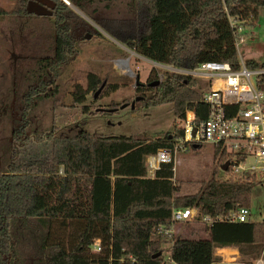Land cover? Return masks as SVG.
<instances>
[{
    "label": "trees",
    "instance_id": "trees-1",
    "mask_svg": "<svg viewBox=\"0 0 264 264\" xmlns=\"http://www.w3.org/2000/svg\"><path fill=\"white\" fill-rule=\"evenodd\" d=\"M27 1L21 0L16 10L29 18L20 23L19 36L27 29V20L41 16L42 21L46 16L27 12ZM54 1L51 26H40L45 30L41 36L49 41L42 59L47 76L23 93L21 115L11 131L14 138L25 132L32 96L48 84L53 87L52 93L56 91L59 65L74 53L77 43L68 21L78 22L80 15L64 0ZM68 1L83 9L85 1L110 6L114 0ZM125 3L133 23H105L106 31L146 58L192 68L205 60H225L237 67L236 41L240 33L228 16L239 22L247 19L257 14L264 0ZM3 13L0 10V19ZM27 45L23 43L26 51ZM245 63L251 68H264V61L248 59ZM147 80L149 83L136 86L142 95L139 101L145 106L171 102L176 118L182 122L187 110L194 113L195 124L207 116L208 106L195 78L167 71L158 84H150L155 75ZM101 82L97 73L88 72L87 85H75L73 100L82 103ZM256 85L264 91V72L256 75ZM117 86L105 83L98 94ZM182 136L183 123L173 133L153 138L81 128L63 134L51 128L37 136L43 150L23 157L16 156L14 148L10 156L5 151L0 165V264H243L245 259L257 258L264 248L263 222L218 220L205 225V236L171 237V248L164 256L161 244L166 239L161 231L173 223V207L195 206L199 212L196 220L200 214H225L233 208L249 206L257 181L252 177L221 179L212 175L198 190L178 193L173 151ZM213 147L214 159H219L220 165L231 159L232 153L220 151L218 145ZM161 148L172 150L171 159L161 161L150 175L146 157ZM229 246L238 248L240 260L223 261L215 253L216 248Z\"/></svg>",
    "mask_w": 264,
    "mask_h": 264
},
{
    "label": "rangeland",
    "instance_id": "rangeland-1",
    "mask_svg": "<svg viewBox=\"0 0 264 264\" xmlns=\"http://www.w3.org/2000/svg\"><path fill=\"white\" fill-rule=\"evenodd\" d=\"M68 4L81 17L78 22L71 19L68 21L77 41L74 53L59 65L55 79L56 91L52 93L53 87L48 84L43 87L42 92L32 96L26 115L29 120L25 132L20 138H14L11 131L17 126L21 115L23 93L28 91L29 85L39 84L40 78L47 76L45 61L42 59L49 41L41 36L45 30L40 26L50 25L54 15L44 16L43 22L40 20L41 16L27 20V29L19 36L20 23L24 22L25 17L29 19L16 12L21 0H0V10L4 11L0 19V100H3L0 105V165L7 150L9 156L14 150L19 157L43 150V142L37 136L51 128L63 134L81 128L89 132L136 134L153 138L173 133L176 126L184 123L176 118L171 102L145 106L137 99L142 95L136 89V77L145 82L149 76L153 77L156 71L164 69L153 65L151 60L125 46L104 29L103 24L109 22L133 23V15L125 0H114L110 6H105L104 2L85 1L83 9L71 2ZM240 24L242 28L239 35L242 40L237 43V51L244 61L253 59L258 63L263 62L264 5L258 8L257 14L253 13L247 19L241 20ZM33 28L35 31L38 29L37 33L30 32ZM86 33L91 34L89 38L85 37ZM23 43L28 44L27 51ZM123 59H128L129 63L121 62ZM129 64L131 70L127 69ZM90 71L99 75L104 81L103 86L105 83H117L118 86L102 95L94 96L93 92H89L85 101L75 102L72 91L76 84L82 87L87 85V74ZM187 114L189 110L185 112V115ZM194 143L184 142L179 138L174 144L175 182L180 187L178 193L198 190L202 182L212 175L221 179L232 176L220 167L219 159H214L212 144ZM254 160L252 156L246 158L248 164ZM240 177H252L255 181L257 179L251 190L249 207L252 213L263 216L264 176L259 173H241ZM167 229L161 231L166 239L161 244L166 257L171 248V237L206 235L205 225L199 220L173 222ZM217 252L224 255L223 261L240 260L242 257L238 248L233 246L224 249L220 247Z\"/></svg>",
    "mask_w": 264,
    "mask_h": 264
},
{
    "label": "built area",
    "instance_id": "built-area-1",
    "mask_svg": "<svg viewBox=\"0 0 264 264\" xmlns=\"http://www.w3.org/2000/svg\"><path fill=\"white\" fill-rule=\"evenodd\" d=\"M228 19L240 33L242 28L240 22L233 16H228ZM241 40L242 37L239 35L236 48L238 41ZM237 53V67L225 60H205L192 68L151 61L153 65L164 69L155 73V79L159 81L163 79L165 72L172 71L195 78L201 85L203 100L208 106L207 116L195 124L194 113L187 114L183 123V136L180 139L184 142L218 145L220 151L232 153L231 159H228V166L229 173L234 177H240L241 173H259L264 176V91L256 85V75L264 72V68L247 66L239 51ZM171 155L170 148H161L156 154L147 155L148 174L153 175L160 162L170 160ZM249 156L255 160L248 164L246 158ZM198 215L195 206L173 207L171 219L173 222L196 220ZM217 220L264 223V215L257 216L251 212L249 206H239L225 214L216 216L200 214L199 218L204 225H211ZM224 248L226 247H221ZM219 249L220 247L217 250ZM218 255L221 259L224 256L221 252ZM243 264H264V248L257 258L246 260Z\"/></svg>",
    "mask_w": 264,
    "mask_h": 264
},
{
    "label": "water",
    "instance_id": "water-1",
    "mask_svg": "<svg viewBox=\"0 0 264 264\" xmlns=\"http://www.w3.org/2000/svg\"><path fill=\"white\" fill-rule=\"evenodd\" d=\"M69 3V2H68ZM55 6V1L54 0H28L27 1V5H26V10L29 13H34L37 15H51L52 14V9ZM90 33H86L85 37L89 38L90 37ZM149 59V58H147ZM152 60V59H149ZM160 81L158 79H155L153 81L150 82L151 85L154 84H158ZM104 81L101 83V85L99 86V88H97V90H95L94 92V96H97L101 87L103 86ZM141 81L138 79V77H136L135 79V85H140ZM137 99H139V97H137ZM134 103L132 102L131 107L133 108ZM195 132V127H193L192 130V134H194ZM194 145H197V143H194ZM229 160H225L223 162V164L220 165V167L225 170L228 166Z\"/></svg>",
    "mask_w": 264,
    "mask_h": 264
},
{
    "label": "bare ground",
    "instance_id": "bare-ground-1",
    "mask_svg": "<svg viewBox=\"0 0 264 264\" xmlns=\"http://www.w3.org/2000/svg\"><path fill=\"white\" fill-rule=\"evenodd\" d=\"M121 61H128V63H129V60H128V59H123V60H121ZM127 69H128V70H131V69H130V64H129V66H128Z\"/></svg>",
    "mask_w": 264,
    "mask_h": 264
},
{
    "label": "crops",
    "instance_id": "crops-1",
    "mask_svg": "<svg viewBox=\"0 0 264 264\" xmlns=\"http://www.w3.org/2000/svg\"><path fill=\"white\" fill-rule=\"evenodd\" d=\"M122 62V61H121ZM127 61H125L124 63H126ZM189 113H190V115H192L193 114V112L192 111H189Z\"/></svg>",
    "mask_w": 264,
    "mask_h": 264
},
{
    "label": "flooded vegetation",
    "instance_id": "flooded-vegetation-1",
    "mask_svg": "<svg viewBox=\"0 0 264 264\" xmlns=\"http://www.w3.org/2000/svg\"><path fill=\"white\" fill-rule=\"evenodd\" d=\"M142 82V81H141ZM143 83V82H142ZM145 83H149V80H146ZM149 85V84H148ZM137 86V85H136ZM142 86V85H141Z\"/></svg>",
    "mask_w": 264,
    "mask_h": 264
}]
</instances>
